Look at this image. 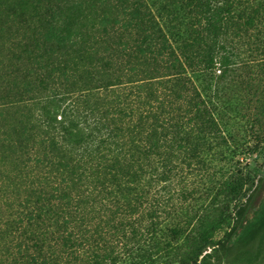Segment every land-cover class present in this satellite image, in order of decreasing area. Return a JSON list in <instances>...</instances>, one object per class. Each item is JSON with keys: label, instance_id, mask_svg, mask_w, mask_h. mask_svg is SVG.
Masks as SVG:
<instances>
[{"label": "rangeland", "instance_id": "rangeland-1", "mask_svg": "<svg viewBox=\"0 0 264 264\" xmlns=\"http://www.w3.org/2000/svg\"><path fill=\"white\" fill-rule=\"evenodd\" d=\"M145 1L155 77L95 90L115 134L85 142L92 157H116L125 177L88 194L95 239L46 264H91L95 254L103 264H184L205 252V264H264V0ZM4 87L14 99L25 82Z\"/></svg>", "mask_w": 264, "mask_h": 264}, {"label": "trees", "instance_id": "trees-1", "mask_svg": "<svg viewBox=\"0 0 264 264\" xmlns=\"http://www.w3.org/2000/svg\"><path fill=\"white\" fill-rule=\"evenodd\" d=\"M150 13L145 0H0V30L12 28L0 43V87L25 82L17 98L6 87L0 95V264H46L99 234L86 235L88 194L120 186L125 172L86 150L92 132L115 134L93 94L122 76L155 77ZM200 255L184 264H205L209 253Z\"/></svg>", "mask_w": 264, "mask_h": 264}]
</instances>
